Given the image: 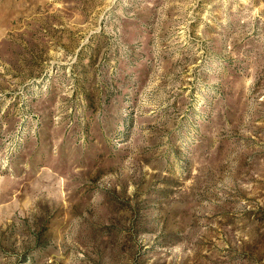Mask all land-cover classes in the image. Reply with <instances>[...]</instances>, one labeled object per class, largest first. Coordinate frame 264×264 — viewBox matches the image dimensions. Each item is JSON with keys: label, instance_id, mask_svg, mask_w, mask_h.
<instances>
[{"label": "rangeland", "instance_id": "1", "mask_svg": "<svg viewBox=\"0 0 264 264\" xmlns=\"http://www.w3.org/2000/svg\"><path fill=\"white\" fill-rule=\"evenodd\" d=\"M0 264H264V0H0Z\"/></svg>", "mask_w": 264, "mask_h": 264}]
</instances>
